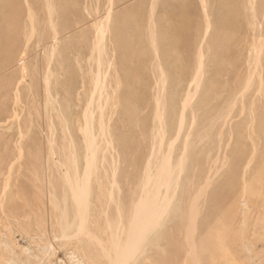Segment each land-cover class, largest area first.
Returning a JSON list of instances; mask_svg holds the SVG:
<instances>
[{
    "label": "rangeland",
    "instance_id": "374dc122",
    "mask_svg": "<svg viewBox=\"0 0 264 264\" xmlns=\"http://www.w3.org/2000/svg\"><path fill=\"white\" fill-rule=\"evenodd\" d=\"M262 255L264 0H0V264Z\"/></svg>",
    "mask_w": 264,
    "mask_h": 264
},
{
    "label": "bare ground",
    "instance_id": "6f19581e",
    "mask_svg": "<svg viewBox=\"0 0 264 264\" xmlns=\"http://www.w3.org/2000/svg\"><path fill=\"white\" fill-rule=\"evenodd\" d=\"M184 107H185V106H184ZM172 123H173V122H172ZM178 123H179V122H178ZM181 130H182V129H181ZM89 133H90V132H89ZM168 134H169V133H168ZM92 137H93V134H92ZM90 139H91V141H92V140L95 139V138H90ZM89 141H90V140H89ZM91 141H90V142H91ZM89 144H90V143H89ZM93 144H94V140H93ZM90 148H91V147H90ZM151 148H152V147H151ZM85 149H86V148H85ZM88 150H89V149H88ZM94 151H95V149H94ZM94 151H93V152H94ZM93 154H94V153H93ZM147 169H148V168H147ZM75 173H76V172H75ZM71 191H72V188H71ZM142 191H143V190H142ZM71 193H72V192H71ZM136 195H138V194H136ZM77 196H78V195H77ZM134 196H135V195H134ZM139 196H140V195H139ZM139 196H138V197H139ZM138 197H137V199H138ZM141 197H142V196H141ZM143 197H145V195H144ZM131 198H132V197H131ZM135 198H136V197H135ZM135 198H134V199H135ZM137 199H136V200H137ZM140 200H141V199H140ZM140 202H141V201H140ZM141 203H143V202H141ZM139 204H140V203H139ZM142 205H143V204H142ZM149 205H150V204H149ZM137 206H138V205H137ZM146 206H147V204H146ZM146 206H142V207H145V208H146ZM134 209H135V207H134ZM138 211L141 212V209L138 210ZM146 213L148 214V212H146ZM155 213H156V212H155ZM137 214H139V213H137ZM137 214H136V215H137ZM144 215L147 216L145 213H144ZM153 215H154V214H153ZM135 218H136V217H135ZM147 218H148V217L143 218V220H144V219H147ZM152 218H153V217H152ZM138 219H140V218L137 217L136 220L138 221ZM133 221H134V220H132V222H133ZM140 221L143 222L142 220H140ZM147 222H148V221H147ZM119 223H120V221H119ZM144 223H145V220H144ZM136 224H137V223H135V225H136ZM150 224H152V223H150ZM135 225H134V226H135ZM141 225H142V223H141ZM152 225H153V224H152ZM108 226H109V225H108ZM137 226H138V225H137ZM205 226H206V225H205ZM138 227H139V226H138ZM201 227H202V226H201ZM145 228H146V227H145ZM197 228H198V226H197ZM197 228H196V229H197ZM131 229H132V228H131ZM142 229H144V228H142ZM152 229H153V228H152ZM200 229H201V228H200ZM103 230H104V229H103ZM132 230H133V229H132ZM140 230H141V229H140ZM148 230H150V229L147 228V231H148ZM205 230H206V229H205ZM112 231H113V230H112ZM134 231H135V230H134ZM105 232H106V231H105ZM130 232H131V231H130ZM136 232H137V231H136ZM141 232H143V231H141ZM219 232H220V231H219ZM110 233H111V231H110ZM144 233H145V232H144ZM144 233H143V234H144ZM111 234H112V233H111ZM126 234H127V233H126ZM143 234H142V235H143ZM120 235H121V234H120ZM127 236L129 237V235H127ZM130 236H131V235H130ZM142 237H143V236H142ZM131 238H132V237H131ZM131 238H130V239H131ZM134 238H135V237H134ZM134 238H133V239H134ZM133 239H132V240H133ZM135 239H136V238H135ZM135 239H134V240H135ZM118 240H119V237H118ZM118 240H117V241H118ZM107 241H108V240H107ZM111 241H112V240H111ZM108 242H109V241H108ZM123 242H124V241H123ZM130 242H132V241H130ZM134 242H135V241H134ZM218 242H219V241H218ZM113 243H114V242H113ZM113 243H112V244H113ZM117 243H118V242H117ZM125 243H126V242H125ZM132 243H133V242H132ZM133 244H134V243H133ZM127 245H128V244H127ZM131 245H132V244H131ZM195 245H196V244H195ZM136 246H138V245L136 244ZM133 247H134V246H133ZM217 248H218V247H217ZM193 249H194V248H193ZM127 250H128V249H127ZM138 250H139V249H138ZM193 251H194V250H193ZM193 251H192V253H193ZM103 252H104V251H103ZM119 252H120V251H119ZM130 252H131V251H130ZM255 252H256V251H255ZM255 252H254V253H255ZM136 253H137V252H136ZM256 253H259V252L257 251ZM256 253H255V254H256ZM105 254H106V253H105ZM107 254H108V253H107ZM118 254H119V253H118ZM128 254H129V253H128ZM134 255H136V254H134ZM251 255H252V254H251ZM123 256H127V255L125 254V255H123ZM189 256H190V255H189ZM249 256H250V255H249ZM259 256H260V255H259ZM104 257H105V256H104ZM107 257H108V256H107ZM114 257H115V256H114ZM120 257H121V256H120ZM195 257H196V256H195ZM255 257H256V256H255ZM255 257L252 258V260H254V262H255V259H258V258H259V257H258V258H257V257L255 258ZM262 257H264V255H262ZM122 258H123V257H121V259H122ZM128 258L130 259V257H127V259H128ZM190 258H192V257H190ZM250 258H251V256H250ZM254 258H255V259H254ZM113 259H114V258H113ZM123 259H124V258H123ZM115 260H116V259H115ZM191 260H192V259H191ZM108 261L110 262L109 258H108ZM260 261L262 262V260H259V262H260ZM120 262H121V261H120ZM230 262H231V261H230ZM254 262L252 261L251 263L254 264ZM259 262H257V263L259 264ZM261 262H260V263H261ZM263 262H264V260H263ZM231 263H232V262H231ZM249 263H250V262H249ZM120 264H121V263H120ZM122 264H123V263H122ZM227 264H228V263H227ZM246 264H247V263H246Z\"/></svg>",
    "mask_w": 264,
    "mask_h": 264
}]
</instances>
